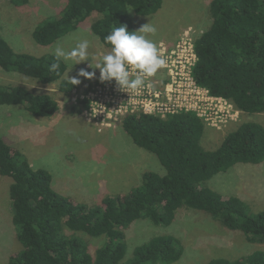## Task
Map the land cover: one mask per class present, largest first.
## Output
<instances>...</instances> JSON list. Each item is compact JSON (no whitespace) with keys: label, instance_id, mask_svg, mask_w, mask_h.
<instances>
[{"label":"trees","instance_id":"1","mask_svg":"<svg viewBox=\"0 0 264 264\" xmlns=\"http://www.w3.org/2000/svg\"><path fill=\"white\" fill-rule=\"evenodd\" d=\"M16 7L28 0H9ZM162 0H67L57 16L37 23L32 31L39 45H50L75 30L92 13L99 16L91 30L100 42L113 26L134 31L129 10L137 15L156 13ZM209 26L194 36L197 60L195 82L211 95L228 99L239 111L264 113V0H209ZM53 54L34 55L14 50L0 35V68L42 85L57 83L63 94L77 86L64 77L66 63L51 70ZM0 105L23 106L39 117H51L57 101L46 92L21 84L0 85ZM80 112V110L78 109ZM135 145L155 154L165 174L142 173L140 183L124 194L106 195L101 205L76 202L55 191L44 168H34L25 156L0 136V175L11 177V221L21 247L8 264H173L183 253L179 238L156 235L136 245L126 258L125 229L136 219L169 225L177 209L188 207L208 213L249 242L264 244V208L250 212L237 195H223L204 185L214 175L237 164L264 162V125L244 121L213 149L201 145L205 123L191 111L165 118L136 113L118 123ZM105 236L91 253L79 233ZM207 264H264V249L237 259L213 258Z\"/></svg>","mask_w":264,"mask_h":264},{"label":"rangeland","instance_id":"2","mask_svg":"<svg viewBox=\"0 0 264 264\" xmlns=\"http://www.w3.org/2000/svg\"><path fill=\"white\" fill-rule=\"evenodd\" d=\"M67 0H28L16 7L9 0H0V35L16 51L34 55L53 54L57 44L71 49L80 39H88L89 58L80 63H66L64 77L80 82H100L99 69L94 66L110 47L103 45L91 30L99 16L92 13L77 28L50 45L37 44L32 36L33 27L47 17L60 14ZM209 0H162L160 9L151 15H137L129 10L135 30L145 23L156 26L157 33L149 36L157 47L171 45L187 28L201 33L209 26L207 5ZM94 72L92 78L80 75V70ZM21 84L33 91L46 92L58 101L59 111L51 117H39L21 106L0 105V135L12 148L17 149L34 168L46 169L55 191L76 202L90 206L101 205L106 195L124 194L140 183L145 171L165 174L155 154L148 153L133 143L121 128L98 132L85 122L81 112L72 105L69 94L57 89V83L42 85L20 74H10L0 68V85ZM238 110V109H237ZM244 121H257L264 125V113L246 114L238 111L235 120L223 130L205 127L201 145L215 149L224 135ZM12 179L0 175V264H8L9 257L21 247L11 221L9 185ZM205 186L223 195H237L255 214L264 208V162L258 165L237 164L226 172L214 175ZM127 244L126 258L136 245L156 235H173L179 238L183 253L173 264H207L213 258L237 259L264 244L249 242L242 232L231 230L208 213L181 207L171 224H154L148 218L136 219L124 231ZM79 235L88 244L91 253L105 242V236Z\"/></svg>","mask_w":264,"mask_h":264},{"label":"built area","instance_id":"3","mask_svg":"<svg viewBox=\"0 0 264 264\" xmlns=\"http://www.w3.org/2000/svg\"><path fill=\"white\" fill-rule=\"evenodd\" d=\"M195 34L192 28H187L173 44L158 45L166 65L155 76L146 78L142 89L127 93L119 90L114 81L85 82L69 92L72 105L98 132L116 128L129 114L165 118L180 111H191L207 127L223 130L235 120L239 110L228 99L211 95L195 82L191 73L197 60Z\"/></svg>","mask_w":264,"mask_h":264},{"label":"clouds","instance_id":"4","mask_svg":"<svg viewBox=\"0 0 264 264\" xmlns=\"http://www.w3.org/2000/svg\"><path fill=\"white\" fill-rule=\"evenodd\" d=\"M156 33V26L149 22L134 31H129L124 24L113 26L105 36V42L111 46L110 51L102 55L94 66L91 63L89 66L99 69L100 82L114 81L119 90L127 93L138 91L144 86L146 78L155 76L166 65L156 43L149 38ZM89 46L88 39H80L71 49L57 44L53 50L55 62L51 64V70L58 71L61 62H70L72 67L87 60L90 57ZM79 74L88 78L95 75L83 69ZM70 82L75 85L80 81L71 78Z\"/></svg>","mask_w":264,"mask_h":264},{"label":"crops","instance_id":"5","mask_svg":"<svg viewBox=\"0 0 264 264\" xmlns=\"http://www.w3.org/2000/svg\"><path fill=\"white\" fill-rule=\"evenodd\" d=\"M58 89V88H57ZM53 97V96H52ZM54 98V97H53ZM55 99V98H54ZM57 103H58V101H57ZM19 106H21V105H19ZM21 108H22V110H24L25 112L27 111L23 106H21ZM59 111V105H58V110L56 111V113L55 114H57V112ZM54 114V115H55ZM53 115V116H54ZM1 136V135H0ZM2 137V136H1ZM3 138V137H2ZM8 145H10L11 146V144H8ZM12 147V146H11Z\"/></svg>","mask_w":264,"mask_h":264}]
</instances>
